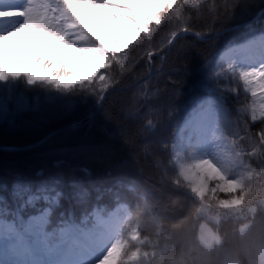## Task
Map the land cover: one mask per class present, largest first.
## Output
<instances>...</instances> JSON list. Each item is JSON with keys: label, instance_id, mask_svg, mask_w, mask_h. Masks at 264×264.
<instances>
[{"label": "trees", "instance_id": "16d2710c", "mask_svg": "<svg viewBox=\"0 0 264 264\" xmlns=\"http://www.w3.org/2000/svg\"><path fill=\"white\" fill-rule=\"evenodd\" d=\"M31 2L34 7L41 5L44 8L52 4V0ZM248 2L252 5L249 9H237L233 19L216 25L221 33L219 37L208 34L200 40L188 37L177 41L178 45L194 49V54L188 58L191 76L184 85L181 105H187L193 96V83L202 78L203 73L199 70L202 61H207L211 68L227 46L264 31V17L257 14L264 7V0ZM249 22H253L254 27H247ZM236 25L239 26L234 27ZM228 27L234 28L225 30ZM139 29L137 37L126 47L105 51L103 66L91 80L60 87L43 82L30 85L25 77H21L0 85L18 87L17 90L36 106V110L23 114L12 111L0 120V145L36 143L49 133L92 114L81 125L64 129L34 148L0 151V181L11 184L15 174L20 173L24 179L35 182L54 172L61 174L65 187L68 181L77 180L87 187L88 196L67 200L62 210L82 219L89 210L88 205L99 198L112 205L123 203L121 214L113 220V229L121 233L125 228H134L136 239L131 244L132 252L123 256L122 264H264V211L253 214L248 226L240 231L242 223L234 218H223L210 224L216 234L211 248L199 242L195 222L201 206L216 209L222 200L241 199L246 206L264 203V126L258 124L264 121V112L258 106H247L239 118L233 116L217 121L229 149L230 161L205 178L202 194L197 197L169 154L170 144L184 139L175 140V125L180 114L169 115L165 111L166 97H161L154 113L141 107L142 115L136 119H129L127 113L120 112L130 97L142 99L138 94H142L146 83L156 82L152 70L144 68L142 58L145 53L151 57L152 50L166 46L165 40H168V33L163 30L158 16L147 31L142 27ZM168 59L175 61V51ZM234 59L238 63L242 60L240 57ZM39 64L55 80L61 78L64 68L58 61L46 57ZM157 67L163 68V65ZM146 71L148 75H145ZM164 83L161 78L159 84L163 86ZM146 91L155 92V88ZM105 92L108 95L103 111L114 114L115 125L105 123L100 111L91 103L76 110H66L61 100L92 99ZM224 96L225 102L231 105L232 98ZM53 100L56 102H49ZM9 108H12L11 104ZM245 115L247 119H244ZM148 122L151 127H146ZM253 124L257 126L253 127ZM116 125L126 132L122 139L116 136ZM68 134L89 138L88 142L74 138L65 143L68 148L82 153L73 155L57 150L59 138ZM100 145H105L106 150L101 152ZM91 149L92 152H86ZM41 150L48 154L43 155ZM56 160L63 161L59 169L53 167ZM80 165H87L91 174H80ZM41 168L45 170L44 177H37L35 173ZM236 174L240 175V180L228 185L230 177ZM55 219L53 216V222Z\"/></svg>", "mask_w": 264, "mask_h": 264}, {"label": "snow or ice", "instance_id": "6c2138e0", "mask_svg": "<svg viewBox=\"0 0 264 264\" xmlns=\"http://www.w3.org/2000/svg\"><path fill=\"white\" fill-rule=\"evenodd\" d=\"M6 2L15 5V0H0V6ZM251 6L248 0L244 3L240 0H213L211 4L208 0H173L170 7L161 5L157 16L171 43L165 40L166 46L153 49L151 57L144 54L142 64L145 69L152 70L156 82L146 83L142 94H138L142 99L130 97L120 112L127 113L129 119H136L142 115L141 107L154 113L161 97H166L165 111L169 115L180 114L175 125V140H183L193 138L219 120L233 116L239 118L247 106H258L264 110V31L227 46L211 68L207 61H202L199 70L203 75L201 80L193 83V96L186 106L180 103L184 97V85L191 76L188 58L194 54V49L178 45L177 41L188 37L200 40L208 34L219 37L218 23L233 19L237 9H249ZM258 16L264 17V7ZM23 23L22 17L9 21L0 19V85L21 77H26L30 85L35 83L33 65L23 66L28 61L17 54L14 43L23 32V29L19 32L15 29ZM247 27H254V23L249 22ZM173 51L175 61L170 62L168 58ZM257 56L258 65H246L234 59L251 60ZM158 64L163 68L157 67ZM145 75H148L147 71ZM161 78L165 81L163 86L159 84ZM150 87L155 88V92L146 91ZM17 89L0 87V120L12 111L23 114L36 110L33 101ZM224 94L232 98L231 105L225 102ZM107 95L105 92L92 99L61 100L66 110H76L91 103L100 111L105 123L115 125L114 114L103 111ZM244 119H247L246 115ZM258 124L264 126V121ZM125 135V130L116 125V136L122 139ZM62 165L61 160L53 162L55 169ZM78 171L91 174L87 165L78 166ZM44 174L43 168L35 173L37 177H44ZM87 196V187L77 180L68 181L65 187L58 172L35 182L24 179L20 173L15 174L11 184L0 181V264H89L87 259L77 257L87 250L95 230L94 224H88V217L99 210V206L85 212L83 219L62 210L67 200H80ZM118 211V207H112L110 214L115 215ZM53 216L56 217L55 222Z\"/></svg>", "mask_w": 264, "mask_h": 264}, {"label": "rangeland", "instance_id": "374dc122", "mask_svg": "<svg viewBox=\"0 0 264 264\" xmlns=\"http://www.w3.org/2000/svg\"><path fill=\"white\" fill-rule=\"evenodd\" d=\"M171 3L172 0H65L64 5L56 7L62 14L61 19L49 21L39 7L32 10L31 0H15V5L6 2L0 6V19L9 21L23 18L24 23L15 29L18 32L23 29V32L14 43L17 54L28 61L23 66L33 65L35 82L67 87L91 80L103 66L106 50H119L129 45L139 34V27L146 31L150 23L157 20L159 7L170 6ZM46 57L63 65L61 78L55 80L41 69L39 63ZM240 63L258 65L259 57L251 60L242 58ZM25 79L27 81L26 77ZM63 130L53 131L52 135ZM48 135L40 141L44 142L52 136ZM74 138L89 141L86 135H63L56 143L57 150L73 155L82 153L65 145ZM40 141L25 146L0 145V147L18 148L33 145L30 148H34L42 143L37 144ZM106 148L105 145H100L99 150L102 152ZM0 151L10 152L3 148H0ZM41 152L43 155L48 154L43 150ZM86 152H92V149ZM169 154L196 196L201 195L205 178L214 171L224 168L230 161L229 151L221 137L217 122L193 138L171 143ZM238 180L239 174L232 175L228 185L232 186ZM95 206H99V210L90 213L89 217L92 216L91 225H100V228H95L87 250L77 258L87 259L89 264H122L123 256L132 252L131 244L136 238L135 229L125 228L122 239L114 237L110 230L114 215H111L109 210L113 205L99 198L94 204L90 203L88 209ZM79 208L75 211L77 212ZM107 210L108 215L105 216L103 213ZM258 211H264L263 202L246 206L241 199L222 200L216 209L202 206L197 211L195 219L198 238L205 247H212L216 234L211 230L210 224H216L223 218H234L242 223L238 230H244L250 222V217ZM138 221L137 219L136 222Z\"/></svg>", "mask_w": 264, "mask_h": 264}, {"label": "water", "instance_id": "95a60500", "mask_svg": "<svg viewBox=\"0 0 264 264\" xmlns=\"http://www.w3.org/2000/svg\"><path fill=\"white\" fill-rule=\"evenodd\" d=\"M87 119L83 120V121H80L78 123H74V124H71L67 127H65L64 129H67V128H73V127H76L78 125H80L81 123L85 122ZM54 133V132H53ZM53 133H50V135H52ZM48 135V136H50ZM44 140V139H43ZM42 140V141H43ZM42 141H40L39 143H41ZM38 143V144H39ZM30 147H33V145H30V146H26V147H18V148H13V147H0V148H3V150H8V151H16V150H20V149H25V148H30Z\"/></svg>", "mask_w": 264, "mask_h": 264}]
</instances>
